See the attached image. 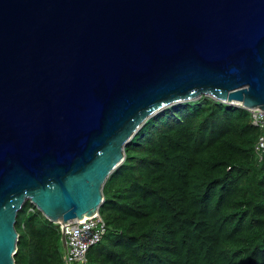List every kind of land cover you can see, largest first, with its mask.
<instances>
[{
  "label": "water",
  "instance_id": "obj_1",
  "mask_svg": "<svg viewBox=\"0 0 264 264\" xmlns=\"http://www.w3.org/2000/svg\"><path fill=\"white\" fill-rule=\"evenodd\" d=\"M202 94L264 110V0H0V264L26 200L95 213L143 122Z\"/></svg>",
  "mask_w": 264,
  "mask_h": 264
},
{
  "label": "trees",
  "instance_id": "obj_2",
  "mask_svg": "<svg viewBox=\"0 0 264 264\" xmlns=\"http://www.w3.org/2000/svg\"><path fill=\"white\" fill-rule=\"evenodd\" d=\"M259 134L247 108L204 94L152 114L103 185L105 230L84 264H264ZM15 227L16 264L80 263L29 200Z\"/></svg>",
  "mask_w": 264,
  "mask_h": 264
},
{
  "label": "built area",
  "instance_id": "obj_3",
  "mask_svg": "<svg viewBox=\"0 0 264 264\" xmlns=\"http://www.w3.org/2000/svg\"><path fill=\"white\" fill-rule=\"evenodd\" d=\"M251 121L260 128V134L255 142V151L261 157L264 152V110L260 108L248 109ZM60 230L65 235L67 250L65 259L79 261L84 264V254L88 247L99 241L105 230V223L99 211L83 218H72L59 223Z\"/></svg>",
  "mask_w": 264,
  "mask_h": 264
},
{
  "label": "rangeland",
  "instance_id": "obj_4",
  "mask_svg": "<svg viewBox=\"0 0 264 264\" xmlns=\"http://www.w3.org/2000/svg\"><path fill=\"white\" fill-rule=\"evenodd\" d=\"M209 96V95H208ZM238 105V104H237ZM169 105H167V106H165V107H163V108H161V109H159V110H157V111H155L154 113H156V112H159V111H161V110H163L164 108H166V107H168ZM153 113V114H154ZM150 117V116H149Z\"/></svg>",
  "mask_w": 264,
  "mask_h": 264
},
{
  "label": "clouds",
  "instance_id": "obj_5",
  "mask_svg": "<svg viewBox=\"0 0 264 264\" xmlns=\"http://www.w3.org/2000/svg\"><path fill=\"white\" fill-rule=\"evenodd\" d=\"M241 106V105H240Z\"/></svg>",
  "mask_w": 264,
  "mask_h": 264
}]
</instances>
